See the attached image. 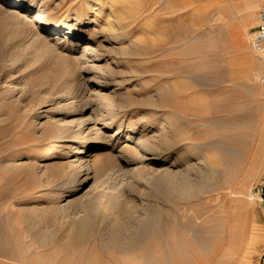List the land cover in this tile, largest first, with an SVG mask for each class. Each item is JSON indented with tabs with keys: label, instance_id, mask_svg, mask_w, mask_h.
Returning a JSON list of instances; mask_svg holds the SVG:
<instances>
[{
	"label": "rangeland",
	"instance_id": "obj_1",
	"mask_svg": "<svg viewBox=\"0 0 264 264\" xmlns=\"http://www.w3.org/2000/svg\"><path fill=\"white\" fill-rule=\"evenodd\" d=\"M23 3L71 30L38 43L0 19V243L17 258L0 264H162L163 238L188 242L186 264L246 256L264 224V60L250 43L264 0ZM93 34L109 52L79 46ZM80 117L98 122L109 168L71 193L73 162L97 145L60 135Z\"/></svg>",
	"mask_w": 264,
	"mask_h": 264
},
{
	"label": "bare ground",
	"instance_id": "obj_2",
	"mask_svg": "<svg viewBox=\"0 0 264 264\" xmlns=\"http://www.w3.org/2000/svg\"><path fill=\"white\" fill-rule=\"evenodd\" d=\"M0 2L4 5L7 6H12L13 11H5V12H1L0 13V19L2 21H6L9 23V26L11 25L13 27L12 30H14V32H19L22 31L24 34H26V36L30 39H32L33 41H37L40 40V38L42 36H44L46 31H50L55 35L58 34H64L67 35L69 34V31L71 29H69V27H54L52 24H50L49 22H47L45 20L44 14H42L43 12H38L31 15L29 12H26L24 15V3L23 0H0ZM99 3V1H97ZM0 3V4H1ZM253 4H250V7L255 8L257 3L256 2H252ZM1 7H3V5H0ZM5 9V8H4ZM26 10V9H25ZM3 11V10H2ZM252 11V10H251ZM5 22V23H6ZM4 23V24H5ZM40 24V27H36L35 24ZM10 26V27H11ZM35 26V27H34ZM4 29V28H3ZM6 29V28H5ZM65 32V33H64ZM95 32V31H94ZM13 33V32H12ZM74 33V32H73ZM98 34V33H97ZM90 35V34H88ZM10 36V35H9ZM44 38V37H43ZM87 42V43H86ZM39 43V42H38ZM89 43V45H91L94 49L97 48L98 50L101 51H106V48L104 47V45L102 44V42H100L98 40L97 35L93 34L91 36H83L81 37V41H80V45L81 47H85L87 46ZM38 47V46H37ZM91 47V48H92ZM89 50V49H88ZM40 51V50H39ZM96 51V50H95ZM109 52V50H107ZM106 51V52H107ZM94 52V50H93ZM58 55V54H57ZM81 58V57H80ZM79 58V59H80ZM88 58V57H87ZM91 59V58H90ZM7 60V59H6ZM82 60V59H80ZM264 60V59H263ZM86 61V59H85ZM83 63V62H82ZM85 63V62H84ZM90 64V63H89ZM7 65V64H6ZM93 65V64H92ZM91 65V66H92ZM91 69V67H89ZM106 68V67H105ZM103 73V72H102ZM86 83V82H85ZM263 89V86H262ZM78 91V90H77ZM78 102V101H76ZM81 103V102H80ZM69 105H64L66 110L68 111L70 114V112L72 113H79V115H83L86 110L85 109H81L78 110V105L77 110H75L73 107V102L72 103H68ZM82 107V106H81ZM63 108V107H62ZM61 109V107L59 108ZM72 113V114H73ZM67 114V113H66ZM82 117H80L81 119ZM75 120V119H74ZM73 123V122H70ZM75 123V122H74ZM98 123V122H97ZM96 122L92 121V120H79L77 122L76 125V129H72L69 126L68 127H62L60 128V135L62 133H65L67 131H69L71 134H74V136L72 135V138L75 140H77V143L79 144L80 148H84L87 147L88 144L86 143L87 140L93 141L94 143L96 142L97 145L93 146V150L88 152L87 156L81 157V158H77L73 163H78L79 166L78 169H80L79 171H77V169L73 168L72 172H71V177L68 178L67 183H66V187L68 189H71V193H82L85 188L87 187L91 176L94 175L97 176V174H103V172L105 171L106 168H109V166H105L106 168H98L96 162L98 160L99 157V153L100 151L104 148L102 145L107 143L104 140V135L102 134V132H100V129L98 128ZM66 125V124H65ZM73 125V124H72ZM76 136V137H75ZM104 136V137H103ZM63 137V136H62ZM108 137V136H107ZM108 139V138H106ZM63 140V139H62ZM109 141V140H107ZM91 144V143H90ZM100 144V145H99ZM92 146V145H90ZM100 146V147H99ZM78 148V147H77ZM75 148V149H77ZM79 149V148H78ZM87 150V149H86ZM89 150V149H88ZM132 150V149H131ZM77 153H81L80 150H76ZM103 152V151H102ZM102 166V165H100ZM104 166V165H103ZM111 168V167H110ZM107 170V169H106ZM167 170V169H166ZM69 171V170H68ZM108 171V170H107ZM84 174V175H83ZM84 178V179H82ZM157 179V178H156ZM249 192V191H248ZM77 196V195H76ZM125 196V195H124ZM86 196H79L77 198L78 202L79 201H83L85 199ZM86 200V199H85ZM92 200V199H91ZM72 201L67 202L64 207L69 208L72 205ZM87 201V200H86ZM77 202V201H76ZM74 204V203H73ZM71 209V208H70ZM5 212H3V214H5ZM64 217V216H63ZM77 238V237H76Z\"/></svg>",
	"mask_w": 264,
	"mask_h": 264
},
{
	"label": "crops",
	"instance_id": "obj_3",
	"mask_svg": "<svg viewBox=\"0 0 264 264\" xmlns=\"http://www.w3.org/2000/svg\"><path fill=\"white\" fill-rule=\"evenodd\" d=\"M259 96L264 97V87L259 91ZM261 199V208L260 215L264 218V202L263 198ZM254 199L250 200L247 195L238 196L234 195L233 202L237 203L240 206H248L252 204ZM195 242V246L199 245L201 247L202 244L205 243L202 239L192 236ZM162 245H168V251L166 252L165 257L163 258L162 264H186V260L188 258V251L190 249L189 244L184 239H179L177 242H168L165 243V240H161ZM202 248V247H201ZM246 256L240 259L235 264H264V224L253 227L250 237L248 238V243L246 246ZM129 256V254H128ZM0 257L5 259H17L12 258L9 251L4 248V245L0 243ZM141 261L137 264H156V261L150 254H146L140 257Z\"/></svg>",
	"mask_w": 264,
	"mask_h": 264
},
{
	"label": "built area",
	"instance_id": "obj_4",
	"mask_svg": "<svg viewBox=\"0 0 264 264\" xmlns=\"http://www.w3.org/2000/svg\"><path fill=\"white\" fill-rule=\"evenodd\" d=\"M250 43H251V47L254 50L263 53V59H264V9L261 10L257 15V23L255 30L251 34ZM259 82L261 84H264V67L259 76ZM263 185H264V181H263Z\"/></svg>",
	"mask_w": 264,
	"mask_h": 264
}]
</instances>
